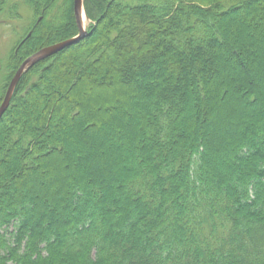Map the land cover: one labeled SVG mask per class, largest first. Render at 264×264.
<instances>
[{
	"label": "trees",
	"instance_id": "1",
	"mask_svg": "<svg viewBox=\"0 0 264 264\" xmlns=\"http://www.w3.org/2000/svg\"><path fill=\"white\" fill-rule=\"evenodd\" d=\"M21 1L0 106L79 33L74 0ZM84 9L0 119V264H264V0Z\"/></svg>",
	"mask_w": 264,
	"mask_h": 264
},
{
	"label": "water",
	"instance_id": "2",
	"mask_svg": "<svg viewBox=\"0 0 264 264\" xmlns=\"http://www.w3.org/2000/svg\"><path fill=\"white\" fill-rule=\"evenodd\" d=\"M73 10L74 16L76 18V23L79 29V33L77 36L67 39L62 42L55 43L53 45L47 46L32 56L28 57L20 66L13 79L11 80L8 90L6 92L5 98L0 106V119L3 117L4 113L10 106L11 99L13 93L15 91L16 86L18 85L23 74L29 69L38 64L39 62L56 55L57 53L71 47L72 45L80 42L88 35L87 29L84 27L83 23V13H85L84 9V0H74L73 1ZM86 15V13H85ZM87 18V16H86Z\"/></svg>",
	"mask_w": 264,
	"mask_h": 264
},
{
	"label": "rangeland",
	"instance_id": "3",
	"mask_svg": "<svg viewBox=\"0 0 264 264\" xmlns=\"http://www.w3.org/2000/svg\"><path fill=\"white\" fill-rule=\"evenodd\" d=\"M10 2L17 3L20 20L18 19V20L9 21L8 18H5L4 16H0V62L4 58V56H6L12 50L13 46H15L16 42L19 40L20 34L22 35L23 28H25L27 22L30 19V14H31L28 6L22 3L21 0H8L7 2L5 1L4 4L2 3L5 9L7 7V4ZM86 19L87 20L85 21L84 27L87 29L89 27L90 22L88 21V18ZM14 30L18 34V37L12 34Z\"/></svg>",
	"mask_w": 264,
	"mask_h": 264
},
{
	"label": "bare ground",
	"instance_id": "4",
	"mask_svg": "<svg viewBox=\"0 0 264 264\" xmlns=\"http://www.w3.org/2000/svg\"><path fill=\"white\" fill-rule=\"evenodd\" d=\"M87 19H86V15H85V13H83V23L85 24V21H86ZM6 113V112H5ZM4 113V114H5Z\"/></svg>",
	"mask_w": 264,
	"mask_h": 264
}]
</instances>
